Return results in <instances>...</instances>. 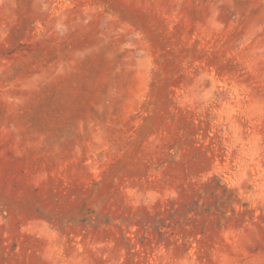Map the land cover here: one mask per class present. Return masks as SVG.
<instances>
[{
    "label": "rangeland",
    "instance_id": "rangeland-1",
    "mask_svg": "<svg viewBox=\"0 0 264 264\" xmlns=\"http://www.w3.org/2000/svg\"><path fill=\"white\" fill-rule=\"evenodd\" d=\"M0 264H264V0H0Z\"/></svg>",
    "mask_w": 264,
    "mask_h": 264
}]
</instances>
